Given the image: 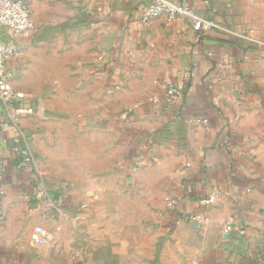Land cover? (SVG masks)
Here are the masks:
<instances>
[{"label":"crops","instance_id":"0c3cea01","mask_svg":"<svg viewBox=\"0 0 264 264\" xmlns=\"http://www.w3.org/2000/svg\"><path fill=\"white\" fill-rule=\"evenodd\" d=\"M149 3L95 0L97 52L82 68L2 29L21 46L7 70L25 98L0 101V264H264V88L253 69L264 56L249 39L264 32V0H193L222 27L203 43L184 19L141 25ZM169 82L184 88L178 103ZM194 211L210 220L185 217Z\"/></svg>","mask_w":264,"mask_h":264},{"label":"built area","instance_id":"2783aa9c","mask_svg":"<svg viewBox=\"0 0 264 264\" xmlns=\"http://www.w3.org/2000/svg\"><path fill=\"white\" fill-rule=\"evenodd\" d=\"M35 0H0V101L12 103L19 102L25 98V92L17 90L10 83L11 73L7 70V61L15 57L21 50V46L13 41L4 40L2 29L12 37H26L31 35L35 28V23L32 18V3ZM132 1V0H125ZM207 4L208 1H205ZM166 16L169 20L184 19L187 20L193 31L195 32L197 42H205L208 33L212 29L222 28L219 23L213 18H205L196 12L193 0H150V3L143 7L140 12L138 22L141 25H148L151 20ZM258 44L260 48L258 55L264 56V41L254 38H249ZM212 56L213 53L209 52ZM100 60L103 56L99 57ZM116 88H119L116 86ZM166 98L172 103H178L182 99L184 88L180 85L169 82L165 87ZM160 98L154 96L152 103H158ZM196 123L208 124L207 118H197ZM24 163L31 164L33 158L31 155L25 153ZM143 155H138L134 159V164L131 167L133 172L138 171L144 165ZM221 194L220 189H214L209 196L202 200L205 204L215 202L216 198ZM47 190L41 182L36 186L33 197L35 200L42 201L47 199ZM174 200L168 201L169 208H173ZM86 205H82L85 207ZM187 219L192 222H207L210 220L200 211L188 212L184 214ZM233 226L231 222H226L223 226V231L229 233ZM44 227L36 225L31 232L30 238L33 244L40 243L44 234Z\"/></svg>","mask_w":264,"mask_h":264},{"label":"rangeland","instance_id":"374dc122","mask_svg":"<svg viewBox=\"0 0 264 264\" xmlns=\"http://www.w3.org/2000/svg\"><path fill=\"white\" fill-rule=\"evenodd\" d=\"M35 1L37 5L32 7L35 28L31 33L35 44L46 42L50 51H56L57 55L63 56L70 69L89 65L97 52L98 32L94 24L101 15L98 7L95 9V0ZM262 24L264 29V20ZM255 37L264 41V32L256 34ZM253 69L259 74L260 84L264 88V58L258 59ZM69 99L65 98L64 101L70 102Z\"/></svg>","mask_w":264,"mask_h":264}]
</instances>
